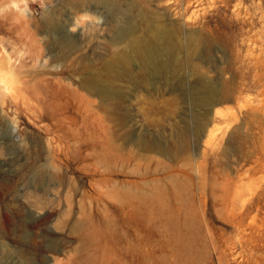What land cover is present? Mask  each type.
Wrapping results in <instances>:
<instances>
[{
    "label": "rangeland",
    "instance_id": "obj_1",
    "mask_svg": "<svg viewBox=\"0 0 264 264\" xmlns=\"http://www.w3.org/2000/svg\"><path fill=\"white\" fill-rule=\"evenodd\" d=\"M137 1L182 49L116 73L102 5L0 0V264H264V0Z\"/></svg>",
    "mask_w": 264,
    "mask_h": 264
},
{
    "label": "bare ground",
    "instance_id": "obj_2",
    "mask_svg": "<svg viewBox=\"0 0 264 264\" xmlns=\"http://www.w3.org/2000/svg\"><path fill=\"white\" fill-rule=\"evenodd\" d=\"M121 2L124 3L123 5L127 11L135 10V9L138 11V17L140 18V23L142 25L141 28L138 25H133L132 23L130 24L129 22L121 25V23L119 24V22H121V21L115 20L116 15L118 13L124 14L126 16L124 10H122L121 6H119V5H121V4H119V0H72V2L70 3L72 7H74L75 9H78V10H85V9L87 10V8H89V6H91V3H94L95 5H102L103 7H105L107 9V13L110 14V16H112V19H113L112 21H114L115 25H116V29H115L116 31L114 30L115 31L114 36L112 37L110 43H111L112 47L116 48L117 51L111 52L108 55L109 60L107 62V66L110 69L115 70L116 73L126 72V71H128L127 68L129 66V61L131 59H133V60L138 59L141 62V68L143 70L147 71V70H150V66L152 65V62H153L152 57L154 56V54L158 53L157 48H158V50H160L162 52L160 54L164 55L165 58L167 57V59L173 58L178 53V51H180V49H182V45L180 44L179 39H178V30L176 27H173V26H171V24H168L166 22H161L156 16L150 17V16H146V15L142 14L138 9L139 2L137 0H122ZM169 2H170V0H169ZM188 3H190V1ZM124 7H123V9H124ZM118 18L119 17H117V20H119ZM178 19H181V18H178ZM191 39H193V37H191ZM197 42L198 41L194 40V39L189 40L186 47H184L186 53L190 57L193 56V54H196V52L199 48V45ZM39 51L40 50L37 48L32 51V55L30 56V59L32 61L38 59L39 54H40ZM9 55H10V53H9ZM65 55L66 54L58 55V56H56V59L57 60L61 59V58L65 57ZM9 58L10 57H8L7 59H9ZM4 60H5V58L2 55H0V65H2L1 62ZM8 61L9 62L7 63V61H6V63L9 64L7 66L8 67L10 66V68H9L10 70H9V72L6 71L7 73L5 72L6 74L5 73L4 74L9 77L10 75H12V71H14V69L11 71V67L13 68L15 65L12 66V64L10 63L11 60H8ZM24 65H27V64H24ZM176 65H178V61H175V62L164 61L161 65L162 71L173 72V66H176ZM15 67L22 68L23 65L19 64V66H15ZM157 69H158V67H157ZM2 70H1V72H3ZM2 76H3V74L0 75V81H3V82H1V84H3V83L5 84L6 82H8V83L11 82V81H7L8 77H5V79H4L3 78L4 76L3 77ZM17 77H15V78H17ZM25 83L26 82H24V83L22 82V85ZM5 85H7V84H5ZM10 85H12V84H10ZM14 85H15V83H14ZM84 85L87 88L94 91L95 93H98V92L104 93V92H107V90H108V89H104V90L103 89H100V90L96 89L95 90V88H93L91 86L92 84H90L88 82H84ZM205 85H203V88L207 87V90H208L209 84H205ZM5 87L3 88L4 92H5ZM97 87L100 88V85L97 84ZM0 89H2V87ZM15 90L13 88V91H15ZM8 91H9V89H8ZM25 91L28 94H30V97L29 98L22 97L20 102L17 101L14 105V106H16V110H19L20 107H22L24 111H29L32 114L37 115L38 118H40L41 112H39V111H40V107H41V102H40L39 97L37 96V94L35 92L32 93L30 88L25 89ZM198 92L199 93H198L197 97L195 98V101L198 104L213 105V104H216L218 102V99L215 98V94L213 91L209 90L208 91L209 96L207 94V95H205V97H203L202 91L199 90ZM33 98L36 99L37 104H34L33 101L31 102V100ZM2 117H4V116H2Z\"/></svg>",
    "mask_w": 264,
    "mask_h": 264
},
{
    "label": "clouds",
    "instance_id": "obj_3",
    "mask_svg": "<svg viewBox=\"0 0 264 264\" xmlns=\"http://www.w3.org/2000/svg\"><path fill=\"white\" fill-rule=\"evenodd\" d=\"M12 7H13V8H16V7H17V5L14 3V4L12 5Z\"/></svg>",
    "mask_w": 264,
    "mask_h": 264
}]
</instances>
